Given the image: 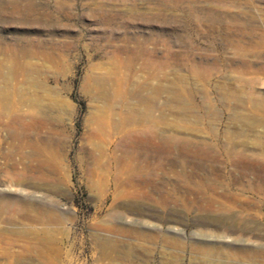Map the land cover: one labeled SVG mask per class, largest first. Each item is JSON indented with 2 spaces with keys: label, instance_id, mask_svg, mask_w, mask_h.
<instances>
[{
  "label": "rangeland",
  "instance_id": "rangeland-1",
  "mask_svg": "<svg viewBox=\"0 0 264 264\" xmlns=\"http://www.w3.org/2000/svg\"><path fill=\"white\" fill-rule=\"evenodd\" d=\"M0 264H264V0H0Z\"/></svg>",
  "mask_w": 264,
  "mask_h": 264
},
{
  "label": "bare ground",
  "instance_id": "bare-ground-1",
  "mask_svg": "<svg viewBox=\"0 0 264 264\" xmlns=\"http://www.w3.org/2000/svg\"><path fill=\"white\" fill-rule=\"evenodd\" d=\"M35 123V121H33V120H31L30 122H28V123H25V125H32V124H34ZM36 123H38V122H36ZM35 123V124H36ZM35 124H34V126H35ZM41 125V124H40Z\"/></svg>",
  "mask_w": 264,
  "mask_h": 264
}]
</instances>
